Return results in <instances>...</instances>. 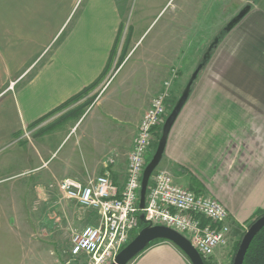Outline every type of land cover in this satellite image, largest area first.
Here are the masks:
<instances>
[{"label": "crops", "instance_id": "1", "mask_svg": "<svg viewBox=\"0 0 264 264\" xmlns=\"http://www.w3.org/2000/svg\"><path fill=\"white\" fill-rule=\"evenodd\" d=\"M172 1L160 0V12ZM198 2L182 0L162 32L194 26L198 30ZM125 20L120 0H0V154L52 116L34 126L36 122L85 90L90 89L88 96H99L109 89L119 68L116 47L128 45L130 51L138 44L128 33L120 42ZM209 21L208 15L203 24L209 26ZM160 60L147 68V75L141 73L146 59L137 60L121 84L123 91L110 99L112 106H119L135 88L129 83L141 73L145 80L138 92L143 96L130 101L128 108L133 105L134 117L122 125L96 118L87 125L117 127L110 151L84 164L72 162L73 152L66 168H55L52 179L84 183L104 174L105 160L114 155L116 163L108 168L111 179L118 186L125 184L139 125L169 75V64L175 63ZM52 124L42 126L38 135H59L61 144L71 141L73 133L61 134V124ZM48 127L52 129L44 132ZM160 168L177 185L221 202L229 211L232 233L264 212V5H252L212 52L170 132ZM4 251L0 249V254ZM223 252L224 248L217 249L215 260ZM129 264L191 262L173 243L161 241Z\"/></svg>", "mask_w": 264, "mask_h": 264}, {"label": "rangeland", "instance_id": "2", "mask_svg": "<svg viewBox=\"0 0 264 264\" xmlns=\"http://www.w3.org/2000/svg\"><path fill=\"white\" fill-rule=\"evenodd\" d=\"M120 1L126 19V32H123L120 42L128 38V33L129 39L133 38V42L138 44L130 51L128 45L119 44L116 47L120 59L118 64L121 66L118 65L119 68L115 69L114 77L107 86L109 89L100 92L99 96L84 97L79 103L54 114L36 129L27 131L21 138L23 142L11 145L0 154V249H5L0 254V264H90L88 256L71 255L72 234L87 225L95 224L97 215L62 198L59 190L62 180L52 179L55 168H66L73 152L75 156L71 158L72 162L84 164L110 151L117 139V127L111 128V123L95 128L87 125H91L95 118L122 125L130 117H134L136 111L133 110V105L131 109L128 108L130 101L143 96L138 92L145 80L141 73L147 75V68H154L156 61H161L160 58L167 59L169 63L172 60L175 62L172 66L169 64V75L160 90L161 92L165 88L166 83L172 86L171 98L167 104L170 113L193 72L202 62L208 47L227 24L245 6L256 3L264 5V0H214L212 9V0H199L198 30L195 26L193 30L185 28L186 30L178 29L176 32L168 29L164 34L163 26L182 0H173L172 6H168L162 13L159 9L160 0ZM208 15L209 26L203 24ZM140 58H145L147 62L145 70L129 83V86L132 84L135 88L129 96L123 97L119 106H112L110 99L123 91L125 86L122 88L121 84L126 80L128 70ZM149 80L153 82L154 78L150 75ZM92 104L94 105L91 106ZM79 108L82 114L76 116ZM87 117L84 125L79 127L81 120ZM54 123L61 124L62 127L58 130L61 134L73 133L71 141L61 144L62 138L59 135H38L42 126ZM159 140L160 138L155 141L151 154L147 157L148 162L150 156L152 158L155 154ZM57 147L59 148L54 152ZM251 224L234 230L220 260H215L213 256L206 260L211 264H233L237 253L235 246Z\"/></svg>", "mask_w": 264, "mask_h": 264}, {"label": "built area", "instance_id": "3", "mask_svg": "<svg viewBox=\"0 0 264 264\" xmlns=\"http://www.w3.org/2000/svg\"><path fill=\"white\" fill-rule=\"evenodd\" d=\"M152 100L139 128L128 157L127 180L116 185L108 170L116 163V156L105 160L104 174L82 183L62 180L60 194L67 201L97 215L95 224L87 225L72 234L71 255L88 256L90 264H108L145 226L141 213L152 226H165L188 238L204 259L212 257L219 248L227 247L232 239V226L227 208L216 198L196 194L174 182L160 167L151 177L146 207H139L141 183L147 157L161 134L169 114L171 84Z\"/></svg>", "mask_w": 264, "mask_h": 264}, {"label": "water", "instance_id": "4", "mask_svg": "<svg viewBox=\"0 0 264 264\" xmlns=\"http://www.w3.org/2000/svg\"><path fill=\"white\" fill-rule=\"evenodd\" d=\"M251 9H252L251 4L245 6L227 24L224 30L226 32H230L251 11ZM219 42H220V38L216 37L215 40L210 44L205 55L203 56V62L200 63L193 72L191 78L189 79L177 103L175 104V106L173 107V109L171 110V112L169 113V115L167 116L164 122L161 133L162 135L158 142L156 152L152 156L151 160L148 162L143 174L141 190H140V200H139V207L141 210H144L146 207V197H147L151 177L153 173L156 171V169L160 166L163 160V156L165 153L170 132L178 116L180 115L183 107L185 106V104L189 99L193 84L197 80L206 62L211 58L212 51L215 49V47H217ZM140 221L145 226L131 240V242L117 254L112 264H129L131 261L137 258L141 253H143L152 242L161 239L173 243L178 249H180L183 252V254L189 259L191 264H205L201 254L192 245L191 241L182 234L165 226H152L146 220L144 213H141ZM263 228H264V215L259 217L257 220H255L249 226L248 230L245 232L241 240V243L239 245L238 251L235 255L233 264L244 263L245 256L253 239Z\"/></svg>", "mask_w": 264, "mask_h": 264}, {"label": "trees", "instance_id": "5", "mask_svg": "<svg viewBox=\"0 0 264 264\" xmlns=\"http://www.w3.org/2000/svg\"><path fill=\"white\" fill-rule=\"evenodd\" d=\"M226 31L223 30L218 36L220 38V40L226 35ZM216 48V47H215ZM214 51V50H213ZM212 51V52H213ZM202 62H203V59H202ZM201 62V63H202ZM208 62V61H207ZM206 62V64H207ZM205 64V65H206ZM204 65V67H205ZM89 91L90 89H87L85 90L84 92H82L81 94L75 96L74 98H72L71 100H69L68 102L62 104L61 106H59L57 109H55L53 112H51L48 116H45L43 119L39 120L38 122H36L34 124V126L36 125H39L41 124L43 121H45L46 119H48L49 117L53 116L54 114L58 113V112H61L63 111L64 109H66L67 107L75 104V103H78L80 100H82L84 97H87L88 94H89ZM177 103V100L176 102L174 103L173 107L175 106V104ZM82 110V109H81ZM78 112V113H77ZM76 113L77 115L76 116H79L82 114V112H80V108H79V111L78 109L76 110ZM33 126V127H34ZM49 128V127H48ZM46 128L44 130V132H47L49 130L52 129V127H50L49 129ZM160 136V135H159ZM160 138V137H158ZM21 142V141H20ZM151 158V156H150ZM149 158V160H150ZM264 215V212H262L261 214H259L258 218L263 216ZM257 218V219H258ZM256 219V220H257ZM255 221V220H254ZM253 221V222H254ZM252 222V223H253ZM244 236V235H243ZM242 236V237H243ZM242 240V239H241ZM241 240H239L235 246V251L237 252L238 248H239V245L241 243ZM161 241H165V240H156L154 242H152L148 248H150L151 246H153L154 244L158 243V242H161ZM147 248V249H148ZM180 250V249H179ZM182 252V251H181ZM204 259V258H203ZM204 262L205 264H211L210 262H208L206 259H204ZM243 264H264V228L255 236V238L253 239L248 251H247V254L245 256V259H244V263Z\"/></svg>", "mask_w": 264, "mask_h": 264}]
</instances>
